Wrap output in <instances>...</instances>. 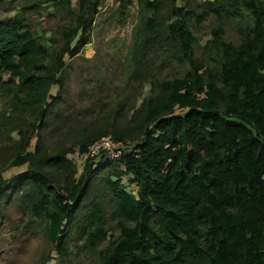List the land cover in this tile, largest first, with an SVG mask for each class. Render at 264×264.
I'll use <instances>...</instances> for the list:
<instances>
[{
  "label": "trees",
  "instance_id": "obj_1",
  "mask_svg": "<svg viewBox=\"0 0 264 264\" xmlns=\"http://www.w3.org/2000/svg\"><path fill=\"white\" fill-rule=\"evenodd\" d=\"M114 2L136 8L128 81L104 128L80 132L62 130L61 95L103 0H0V202L41 231L40 264H264V0ZM105 136L118 158H90Z\"/></svg>",
  "mask_w": 264,
  "mask_h": 264
},
{
  "label": "rangeland",
  "instance_id": "obj_2",
  "mask_svg": "<svg viewBox=\"0 0 264 264\" xmlns=\"http://www.w3.org/2000/svg\"><path fill=\"white\" fill-rule=\"evenodd\" d=\"M114 1L116 0H103V5L88 32L89 43L80 47L79 52L67 64L70 65L67 70L68 84L61 95L60 112L73 117L74 120L70 121L68 117L62 125L63 131L67 128L80 132L104 128L108 116L112 119L108 104L113 106L114 99L121 92L117 85H124L128 81V77H124L121 73L126 71V57L130 54L131 29L137 20L136 8L135 6L126 8L124 16H121L117 11L118 3ZM76 2L77 0H71L72 6H75ZM12 15L13 13L0 7V19H6ZM38 26L52 32L54 21L44 19L40 25L38 23ZM208 34L209 28H203L197 33L203 41L208 38ZM230 35L231 38H236L233 34ZM95 74L103 75L102 79L106 78L102 86L98 83L100 79L95 80L97 78ZM2 88L0 85V111L6 107ZM148 88L149 86L146 85L144 96L148 95ZM51 92L55 94L56 89H52ZM124 104L125 106L113 117V120L121 124L129 118L130 105ZM47 122L48 127L51 126V128L59 125L56 119H50ZM46 129L44 130L48 133ZM58 135L59 130H54L53 136L46 139V144L54 147V143L58 141ZM70 158L80 168L82 161L77 154L71 155ZM22 171L24 167L13 168L2 174L7 179ZM0 211L4 214L0 218V264H40L45 261L51 248L43 239L39 228L34 227L25 215L22 207L16 202V198L7 205L0 202ZM81 259H84L81 254H74L68 264H81L78 262Z\"/></svg>",
  "mask_w": 264,
  "mask_h": 264
},
{
  "label": "built area",
  "instance_id": "obj_3",
  "mask_svg": "<svg viewBox=\"0 0 264 264\" xmlns=\"http://www.w3.org/2000/svg\"><path fill=\"white\" fill-rule=\"evenodd\" d=\"M121 144L113 140L111 136L102 137L88 148L90 158L105 157L106 160H115L120 154Z\"/></svg>",
  "mask_w": 264,
  "mask_h": 264
},
{
  "label": "clouds",
  "instance_id": "obj_4",
  "mask_svg": "<svg viewBox=\"0 0 264 264\" xmlns=\"http://www.w3.org/2000/svg\"><path fill=\"white\" fill-rule=\"evenodd\" d=\"M106 137V136H105ZM101 139V138H100Z\"/></svg>",
  "mask_w": 264,
  "mask_h": 264
}]
</instances>
